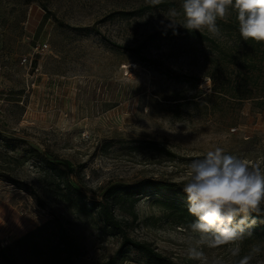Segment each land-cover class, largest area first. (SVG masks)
Returning a JSON list of instances; mask_svg holds the SVG:
<instances>
[{
  "label": "rangeland",
  "instance_id": "rangeland-1",
  "mask_svg": "<svg viewBox=\"0 0 264 264\" xmlns=\"http://www.w3.org/2000/svg\"><path fill=\"white\" fill-rule=\"evenodd\" d=\"M180 4L0 0V248L55 217L85 247L77 264L104 261L120 245L94 214L58 197L44 156L68 162L74 184L91 196L146 177L184 183L190 161L217 146L264 172V98L257 97L264 95V43L255 70L262 78L252 97L215 90V82L237 71L209 41L181 33L182 15L172 26L168 10ZM234 21V14L218 21L217 36L204 31L228 54L251 58ZM164 193L145 195L134 208L119 202L115 213L132 237L176 264H199L187 256L188 227L176 222ZM256 245L260 252L252 254ZM240 246L236 257L231 244L202 251L208 264H238L250 254V264H264V237L253 233Z\"/></svg>",
  "mask_w": 264,
  "mask_h": 264
},
{
  "label": "trees",
  "instance_id": "trees-1",
  "mask_svg": "<svg viewBox=\"0 0 264 264\" xmlns=\"http://www.w3.org/2000/svg\"><path fill=\"white\" fill-rule=\"evenodd\" d=\"M144 9L145 7L142 6L134 10V13ZM235 25L238 31V25ZM179 30L184 36L196 41L202 43L209 41V45L215 46L220 54L222 52V58L226 57L225 55L228 56V65L231 66L232 71L237 72L233 77L226 76L218 84L215 82V90H224L229 96L239 100L252 97L251 88L258 85L262 78L255 72L261 68L256 57H258L262 43L248 40L252 56L248 58L250 55L248 53V56L244 55V59H240V53L236 56L231 52L228 54L227 46L222 45L219 40L211 38L205 31H189L183 26ZM133 49H136L137 57L141 55L139 48ZM201 53L206 59L209 57L204 49L201 50ZM143 59L141 57L139 61H143ZM221 66L223 68L222 63ZM223 69L228 71L227 69L230 68ZM193 77L198 79L196 75ZM202 93L206 94L199 89L198 95ZM257 97L264 98V95ZM261 103L264 108L263 102ZM42 160L48 168V174L56 179L54 181H56L57 195L61 200L70 204L79 213L94 214L103 232L120 237V245L115 253L110 258L96 264H176L170 257L159 252L150 242L132 237L127 231L126 224L116 215L114 205L130 201V207L134 208L135 204L145 195L164 189L167 193L163 194L165 201L163 203L175 212L177 223H184L189 227L195 217L187 211L186 196L182 191L184 183L146 177L131 184L125 182L110 184L103 191L95 192L91 196L85 189L74 184V168L68 162H58L47 156H44ZM256 220L257 224L252 232L257 237H264V216L256 217ZM132 251H135L137 259L132 256ZM85 255V247L79 238L71 232L62 219L55 217L12 243L1 247L0 264H77Z\"/></svg>",
  "mask_w": 264,
  "mask_h": 264
},
{
  "label": "clouds",
  "instance_id": "clouds-1",
  "mask_svg": "<svg viewBox=\"0 0 264 264\" xmlns=\"http://www.w3.org/2000/svg\"><path fill=\"white\" fill-rule=\"evenodd\" d=\"M145 2L157 6L164 0ZM232 14L244 41L264 43V0H181L180 9L170 8L166 18L175 26L174 18L182 15L185 29L217 36V22H228ZM187 169L182 191L187 211L195 217L187 229L188 258L208 264L203 247L229 244L231 255L239 256L240 242L252 236L256 217L264 216V172L220 146L191 160ZM259 252V245L254 246L252 254ZM252 254L238 264H250Z\"/></svg>",
  "mask_w": 264,
  "mask_h": 264
},
{
  "label": "built area",
  "instance_id": "built-area-1",
  "mask_svg": "<svg viewBox=\"0 0 264 264\" xmlns=\"http://www.w3.org/2000/svg\"><path fill=\"white\" fill-rule=\"evenodd\" d=\"M129 264H131V263H129Z\"/></svg>",
  "mask_w": 264,
  "mask_h": 264
}]
</instances>
